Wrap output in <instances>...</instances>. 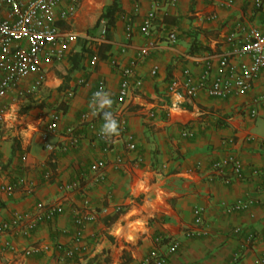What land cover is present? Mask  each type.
Returning <instances> with one entry per match:
<instances>
[{"label":"crops","instance_id":"crops-1","mask_svg":"<svg viewBox=\"0 0 264 264\" xmlns=\"http://www.w3.org/2000/svg\"><path fill=\"white\" fill-rule=\"evenodd\" d=\"M158 1L152 36L147 37L139 33L138 26L150 9L148 0H111L100 9L115 2L119 10L111 24L101 21L98 26L93 13L99 10V0H82L67 26L78 35L67 60L46 65V83L38 95L12 105L0 142V184L23 178L31 181L33 188L0 197V223L10 220L15 212H32L37 205L60 204L62 211L53 220L38 224L29 235L17 231L1 235L0 245L7 242L10 248L0 256V264H64L56 246L73 244L78 212H88L94 219L82 226L80 252L71 264H137L159 236L180 242L166 264H262L264 183L250 175V168L264 166V72L247 93L221 100L198 91L169 116L167 87L185 68L200 73L202 64L194 57L221 54L228 33L260 25L264 1L260 9L254 8L255 0H234L231 7L206 0H177L174 5L169 0ZM121 13L133 24L130 38ZM210 14L216 16L214 21L206 19ZM103 27L106 32L100 43L86 41V36H99ZM171 28L179 34L173 45L165 40ZM149 43L153 48L137 68L142 87L132 92L122 111L137 152L126 154L123 143H116L113 152L123 157V167H108L99 183L90 167L102 157L103 144L91 138L79 117L89 111V98L99 79L105 80L113 101L105 110L113 109L119 65ZM191 44L195 51L190 52ZM94 55L97 61L91 63ZM111 61L117 64L113 66ZM153 68L155 75L150 74ZM79 78L84 79L82 85H76ZM67 90H73L74 96L62 105L61 96ZM253 100L259 105L252 118ZM56 107L62 109L63 116L58 133L49 137L53 150L48 151L41 141L46 121L40 113L48 115ZM68 128L78 143L63 151ZM183 131H192L193 136L181 138ZM22 154L27 155L24 162ZM227 155L242 161V179L227 173L230 182L224 183L214 175L213 163ZM72 183L77 186L66 189ZM238 200L251 204L232 214L223 212V205ZM196 208L203 211L200 226L193 224ZM236 227L242 233H252L255 240L241 260L232 263L239 243L233 233ZM190 229L205 233L187 239L184 233ZM37 246L47 249L27 254Z\"/></svg>","mask_w":264,"mask_h":264},{"label":"built area","instance_id":"built-area-1","mask_svg":"<svg viewBox=\"0 0 264 264\" xmlns=\"http://www.w3.org/2000/svg\"><path fill=\"white\" fill-rule=\"evenodd\" d=\"M82 0H0V142L2 132L11 111L12 105L28 98L36 97L46 83V65L62 64L71 53L73 45L78 39V35L69 29L70 21L73 19ZM177 0H169L170 5H174ZM216 1L220 6L231 7L234 0H206ZM264 0H255L254 8L260 9ZM150 9L141 16L139 33L151 37L153 20L159 10L158 0H148ZM135 13L138 8L135 7ZM120 19L124 22V31L127 38L134 32L131 19L126 13L120 14ZM214 21L216 16L210 14L206 18ZM106 30L103 27L99 36H86L90 43H100ZM178 32L171 28L166 35L168 44L173 45L178 41ZM226 49L219 55L205 54L195 56L194 59L202 64V70L194 74L190 69L185 68L179 79L169 82L167 96L169 104L168 113L178 109L180 104L189 98H193L198 91H203L209 97L227 100L236 98L250 91L252 84L264 72V15L262 23L258 26H251L247 29H236L228 33L224 38ZM153 48L149 43L139 48L134 56L125 64L119 65L120 82L116 94V103L111 110L119 123V135L106 138L99 133L103 123L102 112L93 116L91 111L81 113L79 123L86 128L88 134L94 140L103 144L102 157L96 160L90 167L97 182L104 180L105 170L110 167L113 170H120L123 167L124 159L121 155L114 153V146L122 142L126 154L137 152V144L133 134L130 132L126 119L122 115L123 107L132 92L142 87L143 79L137 73L138 65L143 61ZM97 61V56L91 58V63ZM116 65V61H111ZM156 68L150 71L155 75ZM83 78L77 80L76 85H82ZM98 91L106 92V82L99 79L93 89L89 104L94 93ZM74 91L67 90L61 96L60 103L67 105L73 98ZM258 100L251 102L249 115L253 118L257 114ZM40 117L45 119V129L41 133L43 148L48 151L53 150V145L49 143V137L58 133V127L62 120L63 111L61 108H54L48 115L40 113ZM192 131H183L181 138H190ZM67 144L61 147L65 151L68 147L75 148L78 138L71 136V129L66 130ZM230 144L232 140L228 141ZM21 160H27V155L22 154ZM214 175L222 178L224 183L230 182V173L235 179H242L244 166L242 161L234 155H227L215 161L212 165ZM250 175L260 179L264 183V166H252ZM48 177V174H45ZM214 177H212L213 179ZM77 183L66 185V189L71 190ZM33 188L31 181L23 178L17 179L14 183L0 184V197L10 196L17 189L30 192ZM251 202L236 201L231 205H223L225 214H232L249 206ZM62 211L60 204L51 205L44 208L37 205L32 212H15L11 219L0 223V236L7 232L17 231L26 236L29 235L42 222L53 220ZM94 217L88 212H78L74 216L75 232L73 244L67 247L56 246L61 254L60 259L64 264H71L80 252L81 228L84 223L92 221ZM203 223V211L196 208L193 210V224L200 226ZM205 232L202 230L190 229L184 233L185 238H194ZM239 237L237 251L233 254L232 263H237L243 257L245 251L254 242L252 233H242L239 227L233 230ZM154 247L137 264H166L168 258L177 253L180 242L176 239L167 240L163 237H156ZM10 248L9 243L0 245V256ZM47 249V246L32 247L31 251ZM260 262L264 264V254L260 257Z\"/></svg>","mask_w":264,"mask_h":264},{"label":"clouds","instance_id":"clouds-1","mask_svg":"<svg viewBox=\"0 0 264 264\" xmlns=\"http://www.w3.org/2000/svg\"><path fill=\"white\" fill-rule=\"evenodd\" d=\"M113 101L107 92L98 91L94 93L90 102V111L93 116L102 112L103 123L99 129V133L106 137L111 138L119 135V123L110 109Z\"/></svg>","mask_w":264,"mask_h":264},{"label":"trees","instance_id":"trees-1","mask_svg":"<svg viewBox=\"0 0 264 264\" xmlns=\"http://www.w3.org/2000/svg\"><path fill=\"white\" fill-rule=\"evenodd\" d=\"M119 10L117 4L113 2L112 4L102 8L101 12L97 16L95 21V26H98L101 21H105V24H111L115 13ZM195 51L194 44L190 46V52Z\"/></svg>","mask_w":264,"mask_h":264},{"label":"rangeland","instance_id":"rangeland-1","mask_svg":"<svg viewBox=\"0 0 264 264\" xmlns=\"http://www.w3.org/2000/svg\"><path fill=\"white\" fill-rule=\"evenodd\" d=\"M111 0H99V2H98V8L97 9H99L98 10V12H95V13H93L94 14V17H97L98 15H99V12L101 11V9H100V7L102 6V5H104V4H106V3H108V2H110ZM29 102H32V99H29Z\"/></svg>","mask_w":264,"mask_h":264}]
</instances>
